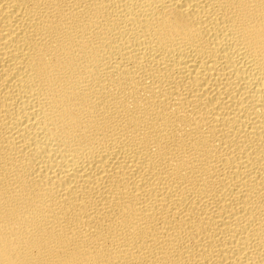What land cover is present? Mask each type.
<instances>
[{
    "label": "bare ground",
    "instance_id": "bare-ground-1",
    "mask_svg": "<svg viewBox=\"0 0 264 264\" xmlns=\"http://www.w3.org/2000/svg\"><path fill=\"white\" fill-rule=\"evenodd\" d=\"M0 264H264V0H0Z\"/></svg>",
    "mask_w": 264,
    "mask_h": 264
}]
</instances>
